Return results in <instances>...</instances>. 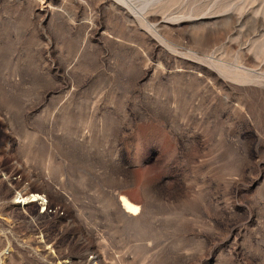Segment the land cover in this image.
I'll return each instance as SVG.
<instances>
[{
	"label": "rangeland",
	"instance_id": "rangeland-1",
	"mask_svg": "<svg viewBox=\"0 0 264 264\" xmlns=\"http://www.w3.org/2000/svg\"><path fill=\"white\" fill-rule=\"evenodd\" d=\"M38 193L108 264H264V0H0V264Z\"/></svg>",
	"mask_w": 264,
	"mask_h": 264
},
{
	"label": "built area",
	"instance_id": "built-area-1",
	"mask_svg": "<svg viewBox=\"0 0 264 264\" xmlns=\"http://www.w3.org/2000/svg\"><path fill=\"white\" fill-rule=\"evenodd\" d=\"M29 201L27 204L17 203V209L24 213L28 224L38 233L37 237L41 239L45 250L37 249L35 253L46 259L47 264H108L99 249L96 248L92 252H87L85 245L78 237L76 238L75 234L59 231L52 235L46 230L45 221L39 222L37 220V218L45 219L51 215H58L60 220H65L67 217L61 206L54 204L47 194L38 193L37 198H31ZM33 206H36L38 210L35 217L27 213ZM63 238L67 241H62ZM13 253V250H6L3 255L4 264Z\"/></svg>",
	"mask_w": 264,
	"mask_h": 264
},
{
	"label": "bare ground",
	"instance_id": "bare-ground-1",
	"mask_svg": "<svg viewBox=\"0 0 264 264\" xmlns=\"http://www.w3.org/2000/svg\"><path fill=\"white\" fill-rule=\"evenodd\" d=\"M37 195L38 194H34L32 196H27V197H23V196H20V197H17L18 199V202L17 203H20V204H27L28 202H30L29 200L31 198H37ZM120 204H121V208L127 213V214H130V215H133V216H136L138 213H139V207L133 205L132 203H130L128 200H126L124 197H121L120 198Z\"/></svg>",
	"mask_w": 264,
	"mask_h": 264
}]
</instances>
